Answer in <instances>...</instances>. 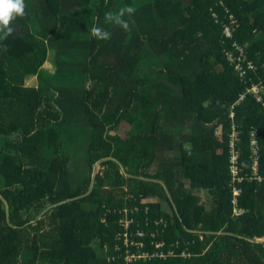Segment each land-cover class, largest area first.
Segmentation results:
<instances>
[{
	"label": "trees",
	"instance_id": "obj_1",
	"mask_svg": "<svg viewBox=\"0 0 264 264\" xmlns=\"http://www.w3.org/2000/svg\"><path fill=\"white\" fill-rule=\"evenodd\" d=\"M24 4L0 264H264V0Z\"/></svg>",
	"mask_w": 264,
	"mask_h": 264
},
{
	"label": "clouds",
	"instance_id": "obj_2",
	"mask_svg": "<svg viewBox=\"0 0 264 264\" xmlns=\"http://www.w3.org/2000/svg\"><path fill=\"white\" fill-rule=\"evenodd\" d=\"M129 12L131 8L127 9ZM123 13L114 14L111 11L105 13V22L113 20L119 21L120 15ZM25 15V4L24 0H0V37L7 36L13 29L9 26L10 21L15 19L17 16ZM97 38L106 39L109 36L107 31L102 30L99 27L93 28L92 30Z\"/></svg>",
	"mask_w": 264,
	"mask_h": 264
},
{
	"label": "rangeland",
	"instance_id": "obj_3",
	"mask_svg": "<svg viewBox=\"0 0 264 264\" xmlns=\"http://www.w3.org/2000/svg\"><path fill=\"white\" fill-rule=\"evenodd\" d=\"M45 65L51 67V64L48 61L45 63ZM118 132L122 133V130H119ZM80 168H81V170L83 169L82 166H80ZM262 239H264V238H262Z\"/></svg>",
	"mask_w": 264,
	"mask_h": 264
},
{
	"label": "bare ground",
	"instance_id": "obj_4",
	"mask_svg": "<svg viewBox=\"0 0 264 264\" xmlns=\"http://www.w3.org/2000/svg\"><path fill=\"white\" fill-rule=\"evenodd\" d=\"M141 259V258H140ZM139 260V259H138ZM143 260V259H142ZM145 260V259H144ZM125 261V260H124ZM131 261V260H130ZM128 263V262H127Z\"/></svg>",
	"mask_w": 264,
	"mask_h": 264
},
{
	"label": "built area",
	"instance_id": "obj_5",
	"mask_svg": "<svg viewBox=\"0 0 264 264\" xmlns=\"http://www.w3.org/2000/svg\"><path fill=\"white\" fill-rule=\"evenodd\" d=\"M234 192H236V190Z\"/></svg>",
	"mask_w": 264,
	"mask_h": 264
}]
</instances>
